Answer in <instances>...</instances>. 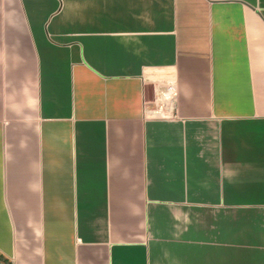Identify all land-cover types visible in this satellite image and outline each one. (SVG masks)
I'll return each mask as SVG.
<instances>
[{
    "label": "crops",
    "instance_id": "crops-1",
    "mask_svg": "<svg viewBox=\"0 0 264 264\" xmlns=\"http://www.w3.org/2000/svg\"><path fill=\"white\" fill-rule=\"evenodd\" d=\"M0 264H264V0H0Z\"/></svg>",
    "mask_w": 264,
    "mask_h": 264
}]
</instances>
